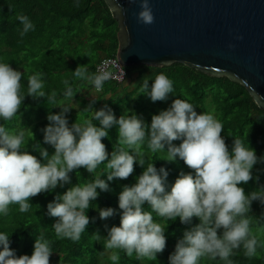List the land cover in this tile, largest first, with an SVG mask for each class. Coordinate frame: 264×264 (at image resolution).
<instances>
[{
  "label": "clouds",
  "instance_id": "clouds-1",
  "mask_svg": "<svg viewBox=\"0 0 264 264\" xmlns=\"http://www.w3.org/2000/svg\"><path fill=\"white\" fill-rule=\"evenodd\" d=\"M139 2L138 22L153 24L155 16L150 0ZM16 18L22 24L21 38L35 30L27 15L20 13ZM23 74L9 63L0 62V118L4 121H10L20 111L25 99L21 94ZM73 74L79 80L89 81L97 91L110 79V74L103 69L89 75L83 65ZM43 76L42 72H36L28 77L27 96L46 97L55 104L56 92L49 95L44 91ZM150 79L149 76L143 78L141 91L153 102L166 101L174 92L173 81L165 73L155 75L151 88ZM64 84V95L72 98L69 81L65 80ZM95 102L92 100L83 109L93 113L92 119L83 123L77 119L69 126L67 114L72 108L67 105L59 106L62 110L58 114L47 116L49 124L42 129L44 143L51 145L54 153L49 155L47 148L40 144L32 146L40 152L44 162L23 148L24 131H9L0 124V215L7 216L11 205H18L21 213L28 212L32 207L31 198L70 183V173L74 170L84 168L95 174L97 167L106 161L107 180L97 174L94 180L68 188L47 205V215L56 218L52 225L55 236L78 242L90 223L87 210L99 197L97 189L109 191L108 181L127 179L138 162L142 167L146 165L145 170L136 184L125 185L120 192V224L111 228L105 226L108 232L105 249L123 250L128 257L135 253L138 260H157V254L166 248L167 238L164 227L154 221L152 212H155L169 221L179 218L183 224H191L194 217L200 221L184 232L169 256V264H200L202 259L234 264L231 257L241 247L245 257L251 259L257 255L261 244L251 230L252 218L248 213L252 211L253 201L264 205V187L246 194L239 185L253 179L252 170L257 163H264V157H258L239 137H234L230 152L222 136V122L208 112L198 113L185 99L176 98L168 109L153 115L150 126L135 113H125L117 119L107 104L94 110ZM93 120L99 121L101 126L97 127ZM114 126H118V139L109 159L102 141ZM146 137L151 152L165 150L167 145L166 160L173 162L179 157L195 174L181 172L171 190H167V169L158 170L154 162L146 164L144 159L141 146ZM177 140L182 141L178 146L173 143ZM145 204L152 212L145 210ZM115 214L116 209L111 207L99 210L102 220ZM219 230L222 235L218 234ZM98 234H94L97 239ZM0 247V264H50L53 253L51 241L43 233L37 236L30 256H17L6 232H0ZM109 259L117 264L120 255L112 251Z\"/></svg>",
  "mask_w": 264,
  "mask_h": 264
},
{
  "label": "trees",
  "instance_id": "trees-1",
  "mask_svg": "<svg viewBox=\"0 0 264 264\" xmlns=\"http://www.w3.org/2000/svg\"><path fill=\"white\" fill-rule=\"evenodd\" d=\"M20 13L27 15L35 25V30L25 34L23 38L19 34L22 24L16 18ZM118 34V22L113 18L104 0H0V62H7L14 69L24 73L21 94L25 96L20 111L10 121L0 118V124L9 131L30 132V135L25 134L24 149L42 162L40 152L33 150L34 144L47 148L49 155L54 153V148L44 143L42 129L49 124L47 116L50 113L58 114L62 110L59 106L67 105L72 108L67 114L69 126L77 119L81 123L92 119V112L83 111L89 105V100H96L94 110H99L107 104L117 119L125 113H135L150 126L153 115L168 109L174 99L181 98L192 103L198 113L208 112L222 122L224 126L222 136L230 152L234 137H239L255 150L258 157H264V111L255 104L243 86L231 82L228 78H210L181 65L160 70L150 69L155 74L165 73L173 81L174 92L170 93L168 99L170 103L162 101L161 105L160 102L159 109L147 101L149 106L145 104V97H150L142 93L141 85L132 92L129 90L126 92L124 84L118 86L114 83H104L101 92L96 90V95L91 99H82L83 95L78 98L79 82L73 72L83 65L87 67L88 74L92 75L97 72V67L102 61L117 59ZM144 70L147 68L126 69L127 80ZM36 72L44 74V91L49 95L53 91L56 92L55 104L50 103L46 97L33 99L27 96L28 77ZM65 80L69 81L73 89L72 98L64 95ZM153 83L154 80L149 83L150 88ZM136 97L138 101H135ZM93 123L97 127L101 126L99 121L93 120ZM117 139L118 126L111 128L109 136L103 138L102 142L106 145L109 159ZM181 142L177 140L173 143L178 146ZM141 151L146 164L154 162L158 170L161 167L167 169L169 175L166 183L169 191L181 172L195 174L179 157L173 162L166 160L167 145L165 150L153 153L147 147L146 137ZM106 163L105 161L100 164L95 174L88 173L84 168L74 170L70 173V183L31 198L29 203L32 207L28 212L21 213L18 205H11L7 216L0 215V232L9 234L10 247L17 256H30L34 251L37 236L43 233L45 238L51 241L53 253L50 264H114L109 259L112 251L120 255L117 264H169V256L175 251L176 244L183 238L186 230L200 222L198 218L194 217L191 224H183L179 218L169 221L152 212L145 204V210L152 212L154 221L160 223L166 231V248L157 254V260H138L135 253L128 257L123 250L104 248L108 234L105 226L111 228L120 224V192L125 185L136 184L138 177L145 170L146 165L142 167L138 162L134 165V172L127 179L116 178L108 181L109 191L97 189L99 197L87 210L90 223L78 242L55 236L52 225L56 218L47 215L48 203L54 201L57 195L62 196L68 188L94 180L97 174L101 175V179L107 180ZM252 174V180L239 185L245 189L246 194L264 187V163H257ZM107 207L116 209V214L102 220L99 210ZM248 215L252 218L251 230L258 236L261 246L257 248V255L251 259L244 256L242 247L231 259L234 264H264V205L259 201H253L252 211H249ZM97 232L99 239L94 235ZM218 234L222 235V230H219ZM200 264L223 262L218 259L216 261L202 259Z\"/></svg>",
  "mask_w": 264,
  "mask_h": 264
},
{
  "label": "water",
  "instance_id": "water-1",
  "mask_svg": "<svg viewBox=\"0 0 264 264\" xmlns=\"http://www.w3.org/2000/svg\"><path fill=\"white\" fill-rule=\"evenodd\" d=\"M104 1L119 25L123 68L181 65L228 78L264 111V0H150L151 25L136 18L139 0Z\"/></svg>",
  "mask_w": 264,
  "mask_h": 264
},
{
  "label": "rangeland",
  "instance_id": "rangeland-1",
  "mask_svg": "<svg viewBox=\"0 0 264 264\" xmlns=\"http://www.w3.org/2000/svg\"><path fill=\"white\" fill-rule=\"evenodd\" d=\"M155 75L156 74L148 68H147V70L142 71V73L141 72L137 73L135 75V77L126 80L127 82L125 81L126 84L124 83V85H125L126 92L128 90L132 92L138 85H141L142 80L145 76H149L151 78L149 80V83L152 82L154 80ZM78 82H79L78 86H77L78 98L81 97V95H83L84 97L82 99H84V98L91 99L93 96L96 95V89H95L94 85H92L89 81L78 79ZM169 97H170V94H169ZM169 97H168V99H169ZM168 99L165 101L166 104L170 103ZM135 101H138L137 97L135 98ZM146 101L148 103H150L151 105H156L155 106L156 109H159L160 102H161V105L163 104L162 101L153 102L150 98L145 97L144 102L147 106H149V104H147ZM90 102H91V100H89V103ZM23 125H26V123H23ZM25 134L30 135V132H25ZM158 262L160 263L161 261H158Z\"/></svg>",
  "mask_w": 264,
  "mask_h": 264
},
{
  "label": "built area",
  "instance_id": "built-area-1",
  "mask_svg": "<svg viewBox=\"0 0 264 264\" xmlns=\"http://www.w3.org/2000/svg\"><path fill=\"white\" fill-rule=\"evenodd\" d=\"M98 69H103L110 74V79L105 83H114L119 86L123 85L127 80L126 68H123L117 59L102 61L98 65L97 70ZM98 92L100 93L101 90Z\"/></svg>",
  "mask_w": 264,
  "mask_h": 264
}]
</instances>
